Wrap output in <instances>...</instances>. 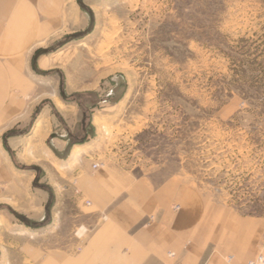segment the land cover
<instances>
[{"label": "rangeland", "instance_id": "1", "mask_svg": "<svg viewBox=\"0 0 264 264\" xmlns=\"http://www.w3.org/2000/svg\"><path fill=\"white\" fill-rule=\"evenodd\" d=\"M67 9L70 25L31 53L33 90L1 136L16 173L0 195V264H36L33 249L84 235L59 192L84 166L153 185L178 179L230 212L247 241L237 251L257 234L250 259L264 257V0H65Z\"/></svg>", "mask_w": 264, "mask_h": 264}, {"label": "crops", "instance_id": "2", "mask_svg": "<svg viewBox=\"0 0 264 264\" xmlns=\"http://www.w3.org/2000/svg\"><path fill=\"white\" fill-rule=\"evenodd\" d=\"M65 13H70L65 0H0V195L16 173L7 163L1 136L8 122L23 112L22 99L33 90L26 72L28 60L40 41L70 25ZM72 178L69 185L59 186V192L73 198L75 217H80L78 229L86 231L80 237L70 235L63 246L50 247L45 254L33 249L31 259L37 257L36 264H247L252 260L257 234L250 235L248 253L237 251L243 235L238 229L232 233L230 212L176 178L153 185L149 179H135L118 170L90 171L86 166ZM87 215L90 221L81 219Z\"/></svg>", "mask_w": 264, "mask_h": 264}, {"label": "built area", "instance_id": "3", "mask_svg": "<svg viewBox=\"0 0 264 264\" xmlns=\"http://www.w3.org/2000/svg\"><path fill=\"white\" fill-rule=\"evenodd\" d=\"M93 169L97 168V165L94 164ZM170 257H173L172 254L169 255ZM248 264H264V257L262 255H258L254 260L249 261Z\"/></svg>", "mask_w": 264, "mask_h": 264}, {"label": "bare ground", "instance_id": "4", "mask_svg": "<svg viewBox=\"0 0 264 264\" xmlns=\"http://www.w3.org/2000/svg\"><path fill=\"white\" fill-rule=\"evenodd\" d=\"M53 102L58 109H63L62 103L56 97H53Z\"/></svg>", "mask_w": 264, "mask_h": 264}, {"label": "water", "instance_id": "5", "mask_svg": "<svg viewBox=\"0 0 264 264\" xmlns=\"http://www.w3.org/2000/svg\"><path fill=\"white\" fill-rule=\"evenodd\" d=\"M90 15V17H91V14H89ZM91 25H92V21H91ZM44 53V51L42 50V51H39L38 53H36V56H35V58L36 57H38L39 55H41V54H43ZM19 219L21 220V221H23V222H25L26 223V219H24V218H21V217H19Z\"/></svg>", "mask_w": 264, "mask_h": 264}]
</instances>
